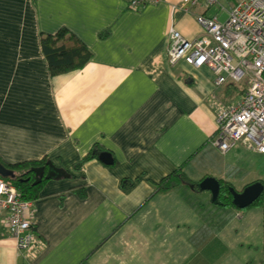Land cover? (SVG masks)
I'll use <instances>...</instances> for the list:
<instances>
[{
	"label": "crops",
	"instance_id": "crops-1",
	"mask_svg": "<svg viewBox=\"0 0 264 264\" xmlns=\"http://www.w3.org/2000/svg\"><path fill=\"white\" fill-rule=\"evenodd\" d=\"M127 1L0 0V162L48 158L69 174L31 200L32 252L17 250L8 213L0 217V264H264V198L241 212L193 188L211 177L195 166L220 153L211 140L226 85L207 68L170 65L168 34L204 35L197 17L210 7L185 14L174 7L181 0L138 10ZM61 28L93 58L52 77L40 35ZM94 146L113 164L99 154L76 170ZM257 155L250 182L237 190L215 178L220 187L261 181ZM185 163L191 183L154 195Z\"/></svg>",
	"mask_w": 264,
	"mask_h": 264
},
{
	"label": "built area",
	"instance_id": "built-area-1",
	"mask_svg": "<svg viewBox=\"0 0 264 264\" xmlns=\"http://www.w3.org/2000/svg\"><path fill=\"white\" fill-rule=\"evenodd\" d=\"M166 0H128V9L158 6ZM200 4L207 7L218 0H181L174 7L190 14ZM197 23L204 35L190 40L171 28L168 34V62H180L195 68H207L218 86L234 85L247 78V87L239 101H217L216 131L211 144L222 154L238 144L264 156V0H239L228 11V18L200 15ZM261 181L264 182V174ZM32 202L24 200L10 178L0 176V217L8 213V231L20 253L34 250Z\"/></svg>",
	"mask_w": 264,
	"mask_h": 264
},
{
	"label": "trees",
	"instance_id": "trees-1",
	"mask_svg": "<svg viewBox=\"0 0 264 264\" xmlns=\"http://www.w3.org/2000/svg\"><path fill=\"white\" fill-rule=\"evenodd\" d=\"M108 34L109 32L107 31L102 34V37H105ZM40 45L44 58L51 70L52 77L81 71L93 58L92 51L66 28H61L54 34L42 33L40 35ZM232 87V85L226 87V96L231 94ZM223 103L226 104L225 102ZM100 151L101 150L97 146H94L91 152L86 155L78 165H76V170L80 169L85 162L98 158ZM48 160V158H44L41 161H27L13 165H5L2 163L14 174V177L10 179L15 183L24 200L33 201L38 199L42 185L47 179H45L44 176L42 181L35 185L36 174L33 170L45 167L46 173V162ZM187 165L188 163H185L160 183L154 185V195L157 193H167L172 189L179 188L183 185H189L191 180L186 169ZM194 184L195 186L193 188L199 192V182H195ZM232 190H235L232 185L227 183L224 185L222 184L215 205L222 208H235L233 195L231 193ZM263 198L264 194L253 204V206H260Z\"/></svg>",
	"mask_w": 264,
	"mask_h": 264
},
{
	"label": "rangeland",
	"instance_id": "rangeland-1",
	"mask_svg": "<svg viewBox=\"0 0 264 264\" xmlns=\"http://www.w3.org/2000/svg\"><path fill=\"white\" fill-rule=\"evenodd\" d=\"M236 1L218 0V4L211 6L207 15L209 17L217 15L220 22H225L228 18L229 9L234 6ZM197 25L199 26L198 23ZM247 85V78L241 83L234 84L231 94L227 96H225L226 86L221 87V89H217V96L215 97L220 102L235 103L240 100ZM259 159L260 156L254 154L247 145L238 144L226 155L214 151L206 161L195 166V174L197 173L196 175H200V177L209 174L211 177L227 180L239 190V188L250 182L251 178L255 177L253 167H255V174H257L256 166ZM243 211L245 210L241 212Z\"/></svg>",
	"mask_w": 264,
	"mask_h": 264
},
{
	"label": "water",
	"instance_id": "water-1",
	"mask_svg": "<svg viewBox=\"0 0 264 264\" xmlns=\"http://www.w3.org/2000/svg\"><path fill=\"white\" fill-rule=\"evenodd\" d=\"M99 159L106 165L113 164L112 156L109 153L100 154ZM46 166L49 168L46 176L44 175L45 167L33 170L36 174L35 185L40 183L44 176L45 179H65L69 177V174L64 169L56 167L51 161H48ZM0 176L4 178H13L14 174L0 162ZM198 188L200 191L210 192L212 201L216 202L220 192V182L217 179L207 177L201 181ZM231 193L233 195V203L236 208L243 210L252 206L264 194V183L262 181H258L247 186L241 192L232 190Z\"/></svg>",
	"mask_w": 264,
	"mask_h": 264
}]
</instances>
